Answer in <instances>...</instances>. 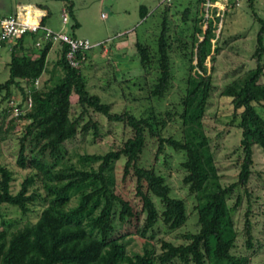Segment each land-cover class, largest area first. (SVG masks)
<instances>
[{"label": "trees", "instance_id": "1", "mask_svg": "<svg viewBox=\"0 0 264 264\" xmlns=\"http://www.w3.org/2000/svg\"><path fill=\"white\" fill-rule=\"evenodd\" d=\"M255 1L248 0L252 16L262 24L253 54L256 66L237 75L221 91L222 96L232 98L234 114L240 117L239 173L229 184L223 181L217 147L205 123L216 90L214 63L222 50L218 43L221 31L217 32L222 17L215 10L212 14L205 10L197 18L201 23L192 34L186 89L175 111L165 112L170 119L154 110L141 117L128 110L112 111L111 103L88 89L82 65L89 51L80 52V64L72 66L67 59L69 45L60 44L59 58L48 69L54 43L29 45L30 38L36 43L38 32L29 31L2 44L1 49L10 47L11 59L9 76L0 83V101L6 104L0 110V144L15 133L18 119L27 123L19 136L15 161L25 171L17 191L13 190L17 171L0 161V264H264L253 261L264 246V223L263 239L256 240L248 189L255 147L264 153V117L257 109V104L264 105V83L260 82L264 75V19L255 12ZM197 2L205 8V0ZM68 7L75 27L78 21ZM189 11L187 8L185 13ZM49 16L47 12L42 24ZM170 40L165 12L157 40V74L150 85L151 97L158 100L165 97L174 78ZM183 44L187 46V42ZM136 46L144 68L149 67L153 59L150 48L140 39ZM46 72L50 77L38 87L36 80ZM14 88L22 94L20 107L32 99V106L20 116L13 113L12 102H17ZM174 113L181 137L165 135ZM96 115L123 123L131 129V136L106 153L81 156L97 166L68 164L70 144L79 137L85 140L92 131L100 137ZM149 143L156 149L148 167L143 159ZM168 148L184 153L185 198L173 195L160 171L159 167L170 166ZM130 183L137 200L128 197ZM244 196H248L243 214L246 252L237 253L241 232L235 216L243 209ZM4 205L17 208L23 216L36 212L37 219H8ZM193 217L195 229H188ZM132 234L145 239L142 252L129 251L126 238Z\"/></svg>", "mask_w": 264, "mask_h": 264}, {"label": "rangeland", "instance_id": "2", "mask_svg": "<svg viewBox=\"0 0 264 264\" xmlns=\"http://www.w3.org/2000/svg\"><path fill=\"white\" fill-rule=\"evenodd\" d=\"M255 12L264 19V0L255 1ZM44 6L43 11L50 12L46 24L55 30L64 29L65 32L77 37L87 38L93 44H101L89 50L87 61L82 65V70L88 80V89L91 93L101 96L104 102L112 104V111L122 112L128 110L138 117L148 116L152 110L170 119L165 114L167 110L175 111L176 104L186 89V79L189 66V55L192 50V34L198 25V17L205 14V8L197 0H0V15L18 13L25 6ZM73 8L78 24L72 27L70 23L63 24L62 9ZM189 8V13L185 10ZM201 11L199 14L197 11ZM253 8L248 0H242L239 7H232L221 16L217 32L219 45L222 50L217 54L215 61L214 91L207 109L206 126L213 138V145L217 147V159L223 181L227 184L237 180L239 173V144L241 129L240 117L234 114L231 103L232 98L222 96L224 86L237 75L256 66L253 56L257 46V35L262 24L252 16ZM144 12H146L144 16ZM167 13L169 35L171 36V61L173 64L174 78L171 87L163 99H156L150 95V85L157 74V47L158 37L162 29L163 17ZM70 13V12H69ZM187 14V15H185ZM140 39L147 45L153 55L152 63L144 68L140 52L137 50L136 41ZM187 42L185 47L183 43ZM29 45H34L32 38ZM60 53V43L55 42L48 55V69H51ZM11 59L10 47L1 49L0 54V83L9 76L8 63ZM209 66L212 65L207 60ZM50 77L46 72L37 82L42 87ZM260 82L264 83V75ZM17 102H21L20 90L14 88ZM24 105V102L22 103ZM0 101V110L5 106ZM257 109L264 117V105L257 104ZM100 122V137L92 131L85 140H78L69 145V162L80 168H91L96 164L86 163L81 157L84 154H103L111 150L123 140L131 136L129 127L123 123L111 122L104 115H96ZM176 118V119H175ZM1 122V118H0ZM18 122V121H17ZM26 120L16 123V131L3 144H0V161L17 171V180L13 183V190L19 189L25 171L19 170L15 161L19 148V136ZM180 121L175 115L165 130V135L181 137ZM156 146L149 143L145 151L143 164L151 166ZM167 154L171 157L170 166L159 167L167 177L173 189V195L181 198L187 197V187L183 184L184 170L181 166L184 153L168 148ZM163 156H161V159ZM124 160L119 163V175L122 174ZM128 186V187H127ZM126 187L129 190L130 185ZM248 189L252 193V220L255 224L254 234L256 240L263 238L264 223V153L255 147L253 174ZM128 197H135V189L130 188ZM248 196H244V206L235 216L241 232L237 253L246 252L244 246V217ZM189 203L191 199H188ZM3 210L8 219L31 220L37 219V213L32 212L23 216L13 206L4 205ZM188 229H195V217L189 223ZM170 238V236L168 237ZM130 252H142L145 239L132 234L126 238ZM262 242H260L261 244ZM255 262H264V246L253 257Z\"/></svg>", "mask_w": 264, "mask_h": 264}, {"label": "built area", "instance_id": "3", "mask_svg": "<svg viewBox=\"0 0 264 264\" xmlns=\"http://www.w3.org/2000/svg\"><path fill=\"white\" fill-rule=\"evenodd\" d=\"M206 14H224L232 7H239L242 0H205ZM43 9L35 6H25L18 13L14 15H0V50L4 42H12L22 37L27 32H38V37L35 45L41 47L45 42L52 41L60 44H68L69 51L67 52V59L72 66H78L80 59L77 55L81 52L89 51L95 46L101 44H93L87 38H75L64 29L55 30L47 24H42V19L46 16ZM62 22L67 25L70 23V13L68 8L62 9ZM39 81L36 80V83ZM13 113L15 116H20L32 106V99L29 97L22 107L18 102H12ZM21 119H18L20 121Z\"/></svg>", "mask_w": 264, "mask_h": 264}]
</instances>
